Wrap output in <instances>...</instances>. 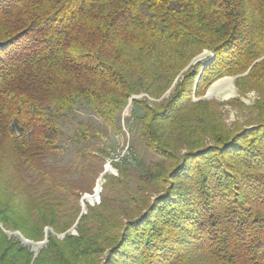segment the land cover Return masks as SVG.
I'll return each mask as SVG.
<instances>
[{
	"label": "trees",
	"instance_id": "obj_1",
	"mask_svg": "<svg viewBox=\"0 0 264 264\" xmlns=\"http://www.w3.org/2000/svg\"><path fill=\"white\" fill-rule=\"evenodd\" d=\"M224 76L258 95L234 128L237 100L203 98ZM172 86L133 99L158 159L117 165L83 213L110 152L81 123L51 163L60 119L85 104L122 132L131 96ZM47 227L36 257L6 233ZM0 264H264V0H0Z\"/></svg>",
	"mask_w": 264,
	"mask_h": 264
},
{
	"label": "rangeland",
	"instance_id": "obj_2",
	"mask_svg": "<svg viewBox=\"0 0 264 264\" xmlns=\"http://www.w3.org/2000/svg\"><path fill=\"white\" fill-rule=\"evenodd\" d=\"M203 54L205 55L201 57L197 62L205 59L209 55L211 56L212 59L214 58V55L212 54V52L208 50H205L200 55H203ZM198 56H196L192 60L191 64L197 63V62H194V60ZM188 67L185 69V71L188 69ZM225 78H232V84L234 86V91H235V93L232 96L227 97V98L218 97V96H212L208 98L205 97L209 89H212L213 86L217 82ZM237 78L238 76H224L220 78L221 80L218 79L209 87L206 94L203 96L204 99H208V100L215 99L223 103H226L234 99L238 101L239 104L234 105V104L226 103V104H223V106L221 107L223 112L226 114L225 115L226 123L228 124V126H231L232 128L235 127V123H240V124L246 123L247 119L249 118L248 108L254 105L258 97L255 90L249 91L246 94H241L236 85ZM173 86L159 99L150 96L146 92H142L140 94H134L133 96H131L129 103L126 105L121 115V126L123 128L122 132H117V131H113L111 129L106 128L102 120L94 114V112L89 106H86L85 104H79L72 111L68 112L67 117L60 119L62 129L64 130V134H63V138L61 142L62 150L59 152L57 156L50 157L49 161L51 163H56L61 166L66 165L68 163H74L76 161L77 159L76 152H77L78 147L75 143L70 141L68 137L74 134L76 128L79 127L81 123L92 125L95 131L97 132H100V133L104 132V134H101L102 136L101 140L94 138V141L106 147L108 151L110 152V155L107 158L105 165H104V171L101 173V175L96 180V183L94 185L95 187L93 188V193L95 191L94 189L96 188V184L98 182H100V185L103 186V184L106 181L105 175L112 174L115 176H119V166L117 165H120V166L125 165L127 167H134V166L136 167V166H139L141 163L148 164L149 162L153 160H157L158 158L155 155H153L148 149H146L142 144H140L137 139L139 131H140V124L138 123L137 119L145 114V109L139 104H134L133 99L146 100L150 106H153L154 103L167 99L173 90ZM107 164L111 165L112 170H109V171L106 170ZM102 189H101V192H102ZM101 192H100V196H98L97 199L92 198L91 200H87L86 197L88 195L90 196L94 195L90 193H85L82 196L80 205H81L83 213L87 212L88 205L94 206L100 203ZM49 230H51L52 233H54L52 228L47 227L45 229L44 239L39 240V241H34V242L44 241L48 235ZM69 231L70 233L74 235L78 234L76 225L73 226ZM18 232L19 231H9V230L6 231V233L9 236H12V235L17 236L25 246H28L30 251L33 253L34 257H36L38 253L41 251V249L47 245L48 238L45 244H42L41 246H39L37 250H35L33 248L34 246L24 241L21 237L22 234L20 233L21 234L20 235L18 234ZM58 237L61 239L64 238L65 233H59ZM30 241H33V240H30Z\"/></svg>",
	"mask_w": 264,
	"mask_h": 264
},
{
	"label": "bare ground",
	"instance_id": "obj_3",
	"mask_svg": "<svg viewBox=\"0 0 264 264\" xmlns=\"http://www.w3.org/2000/svg\"><path fill=\"white\" fill-rule=\"evenodd\" d=\"M235 93L234 91V86L232 84V78H225L219 82H217L212 89L209 90V96L212 97V96H218V97H223V98H227V97H230L232 96L233 94ZM111 165L108 164L107 165V170H112L111 169ZM101 181V179H100ZM102 183V182H101ZM102 186L100 185V182H98L96 184V191H94V195L93 196H90L88 195L86 198L87 200H91L92 198L94 199H97L98 196L100 195V192H101V188ZM27 243H30L31 245H33L31 242H27ZM34 249L37 250L39 248V246H41V244H34L33 245Z\"/></svg>",
	"mask_w": 264,
	"mask_h": 264
},
{
	"label": "water",
	"instance_id": "obj_4",
	"mask_svg": "<svg viewBox=\"0 0 264 264\" xmlns=\"http://www.w3.org/2000/svg\"><path fill=\"white\" fill-rule=\"evenodd\" d=\"M205 54H203V55H200V56H198L195 60H194V62H197L201 57H203ZM221 80V79H220ZM210 90V89H209ZM209 90H208V92H207V94H206V96L205 97H210L209 96ZM108 165V164H107ZM107 165H106V170H107ZM95 191H96V189H94ZM100 196V195H99ZM18 234H20V232H18ZM21 235V234H20ZM21 237H22V239L24 240V241H26V242H31L33 245L34 244H45L46 242H47V237L45 238V240L44 241H41V242H34V241H30V240H28V239H26V238H24L22 235H21Z\"/></svg>",
	"mask_w": 264,
	"mask_h": 264
}]
</instances>
